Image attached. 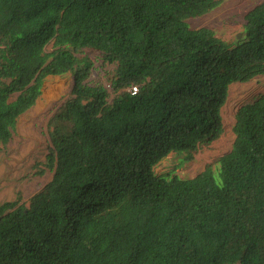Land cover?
<instances>
[{
    "label": "trees",
    "instance_id": "1",
    "mask_svg": "<svg viewBox=\"0 0 264 264\" xmlns=\"http://www.w3.org/2000/svg\"><path fill=\"white\" fill-rule=\"evenodd\" d=\"M218 3L0 0V145L47 75L73 77L38 169L50 179L0 203V264H264V93L237 109L216 168L153 170L220 136L229 85L264 73V1L236 42L187 22ZM83 48L111 65L107 84Z\"/></svg>",
    "mask_w": 264,
    "mask_h": 264
},
{
    "label": "rangeland",
    "instance_id": "2",
    "mask_svg": "<svg viewBox=\"0 0 264 264\" xmlns=\"http://www.w3.org/2000/svg\"><path fill=\"white\" fill-rule=\"evenodd\" d=\"M264 0H219L209 12L187 19L190 27H208L221 39L236 42L242 35L245 14ZM50 50L51 44L46 46ZM94 66L91 78L106 83V70L110 64L103 63L98 53L89 48L82 49ZM72 74L47 75L41 84L40 94L35 103L23 112L16 120L10 139L0 145V203L12 200L21 192L22 200L43 188L50 179L51 172L45 170V155L49 144L51 121L58 107L70 95ZM264 93V73L247 81H236L229 85L226 101L220 109L223 132L208 144L199 146L190 159H182L183 154L170 152L153 167L156 175L175 174L182 178L193 177L207 165L216 168L218 159L227 153L232 146L234 133L232 127L237 109L252 102L259 94Z\"/></svg>",
    "mask_w": 264,
    "mask_h": 264
},
{
    "label": "built area",
    "instance_id": "3",
    "mask_svg": "<svg viewBox=\"0 0 264 264\" xmlns=\"http://www.w3.org/2000/svg\"><path fill=\"white\" fill-rule=\"evenodd\" d=\"M135 90H136V86H132V88H131V92L134 93Z\"/></svg>",
    "mask_w": 264,
    "mask_h": 264
}]
</instances>
